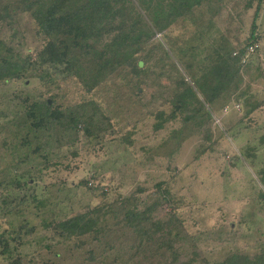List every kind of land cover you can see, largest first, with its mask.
Returning a JSON list of instances; mask_svg holds the SVG:
<instances>
[{
    "label": "rangeland",
    "instance_id": "374dc122",
    "mask_svg": "<svg viewBox=\"0 0 264 264\" xmlns=\"http://www.w3.org/2000/svg\"><path fill=\"white\" fill-rule=\"evenodd\" d=\"M260 2L203 0L148 41L140 74L113 67L92 92L63 73L48 82L35 75L0 82V264H169L155 245L136 253L118 242L91 260L90 245L55 228L103 203H115L120 218L122 198L135 196L143 208L159 198L162 181L178 205V229L202 257L253 254L264 244V7L254 51L234 63L251 42ZM5 4L15 8L18 0ZM0 40L22 53L42 43L27 13L0 23ZM220 58L234 68L233 83L205 111L177 110L181 80L194 85L191 77L204 79ZM46 99L86 122L35 128L26 111ZM182 252L181 261L191 255L188 246Z\"/></svg>",
    "mask_w": 264,
    "mask_h": 264
},
{
    "label": "trees",
    "instance_id": "16d2710c",
    "mask_svg": "<svg viewBox=\"0 0 264 264\" xmlns=\"http://www.w3.org/2000/svg\"><path fill=\"white\" fill-rule=\"evenodd\" d=\"M3 1L0 0V23L27 13L42 43L22 53L0 40V82L30 75L48 82L63 73L64 78L75 77L92 92L113 67L130 69L135 76L140 74L147 64L142 51L148 41L157 33L163 34L203 0H18L15 8L2 5ZM259 11L260 7L255 13L247 48L257 43L255 30ZM247 48L240 50L235 64L240 62ZM236 76L228 62L218 59L204 79L191 77L194 85L181 80L185 88L172 98L176 109L205 111L206 104L212 107ZM195 117L196 114H191L187 119ZM25 118L37 129L54 123L82 126L86 122L83 113L52 109L48 99L33 102ZM156 187L159 198L143 208L135 196L122 198L118 202L124 207L120 218V213L113 208L115 203H103L58 220L55 228L60 236L79 242L81 248L90 245L86 250L91 260H97L96 251L103 245V251L107 252L116 250L120 244V251L133 248L136 253L155 245V255L162 260L166 257L169 264H264V244L253 254L231 251L217 261L202 257L197 242L191 243L188 234L184 236L178 229V224L183 223L176 214L178 205L167 182H159ZM137 191L145 193L147 189L138 187ZM167 207L170 210L163 214ZM110 217L115 219L113 223L108 222ZM128 237H134V242L128 244ZM186 246L190 247L191 255L181 261L182 248Z\"/></svg>",
    "mask_w": 264,
    "mask_h": 264
},
{
    "label": "built area",
    "instance_id": "2783aa9c",
    "mask_svg": "<svg viewBox=\"0 0 264 264\" xmlns=\"http://www.w3.org/2000/svg\"><path fill=\"white\" fill-rule=\"evenodd\" d=\"M255 47H256V45H251V46H249L246 50H247L248 52H251V51H254ZM234 54L237 55L238 53L235 52Z\"/></svg>",
    "mask_w": 264,
    "mask_h": 264
},
{
    "label": "crops",
    "instance_id": "0c3cea01",
    "mask_svg": "<svg viewBox=\"0 0 264 264\" xmlns=\"http://www.w3.org/2000/svg\"><path fill=\"white\" fill-rule=\"evenodd\" d=\"M264 0H261V2L259 3L260 5L258 6V7H260V11H259V15H260V13L262 12V9H263V7H264ZM257 11V10H256Z\"/></svg>",
    "mask_w": 264,
    "mask_h": 264
}]
</instances>
